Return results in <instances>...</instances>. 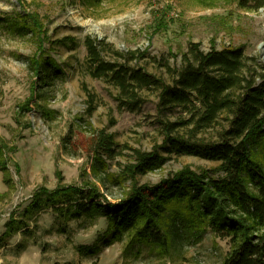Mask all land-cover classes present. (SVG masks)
Wrapping results in <instances>:
<instances>
[{
	"label": "rangeland",
	"instance_id": "1",
	"mask_svg": "<svg viewBox=\"0 0 264 264\" xmlns=\"http://www.w3.org/2000/svg\"><path fill=\"white\" fill-rule=\"evenodd\" d=\"M16 14H35L41 32L32 35L14 27L21 24ZM27 22L32 24L29 16ZM86 37L124 55L143 54L127 65L167 84L183 65V54L193 58V44L204 53L239 48L247 69L264 74V8L249 10L237 0H0V157L7 169V174L0 169V238L10 220L22 218L39 189L97 182L90 156V139L96 132L104 130L133 150L164 152L161 122L189 118L184 110L160 116L157 94L148 90L140 112L120 110L118 90L107 79L90 74ZM64 39L70 41L54 44ZM43 51L65 75L52 87L38 90L30 62ZM104 59L124 64L110 51ZM227 124L221 118L211 128L196 131L189 126L179 132L216 141ZM130 149L109 162V172L120 174L132 160ZM215 166L196 157L172 156L161 170L139 176L137 182L153 185L185 167ZM130 188V182L100 186L112 203ZM27 224L28 235L20 232L0 247V264H221L229 250L226 240L208 232L199 243L178 242L171 257L162 258L143 245L130 247L128 239L112 243L105 237V218L96 214L70 220L62 229L48 210Z\"/></svg>",
	"mask_w": 264,
	"mask_h": 264
},
{
	"label": "trees",
	"instance_id": "2",
	"mask_svg": "<svg viewBox=\"0 0 264 264\" xmlns=\"http://www.w3.org/2000/svg\"><path fill=\"white\" fill-rule=\"evenodd\" d=\"M237 2L249 10L264 8V0ZM16 15L21 24L14 27L32 35L41 32L42 25L35 14H28L32 24L27 22L28 16ZM68 41L58 40L54 44ZM84 44L91 76L107 79L118 90L115 100L120 110L140 112L147 103L144 91L148 90L157 94L160 116L184 110L189 118L161 122L164 152L133 150L118 144L104 130L96 132L90 139V156L97 182L58 186L52 191L39 189L22 218L8 222L0 247L20 232L28 235L27 222L50 210L59 227L64 225L62 229L70 220L102 216L106 220L105 237L112 243L128 239L130 247L143 245L162 258L171 257L178 242L199 243L210 232L229 244L221 264H264V74L247 69V58L239 48L204 53L199 44H193V58L183 54V65L174 71L172 83L167 84L127 65L128 61L144 56L139 52L124 55L91 37H86ZM107 51L123 59L124 64L106 61ZM32 64L38 90L52 87L65 75L45 51ZM92 111L90 107L88 113ZM221 118L228 124L219 140H197L179 132L189 126L202 131ZM125 149L132 151V160L115 176L109 172V162L123 155ZM172 156L196 157L217 166L198 170L185 167L156 184H138L139 176L161 170ZM0 169L7 174L1 157ZM125 182H130L131 188L117 202L107 200L101 192L100 186Z\"/></svg>",
	"mask_w": 264,
	"mask_h": 264
}]
</instances>
